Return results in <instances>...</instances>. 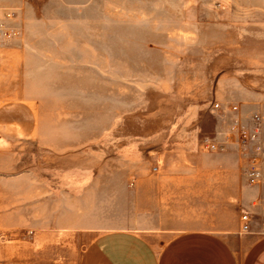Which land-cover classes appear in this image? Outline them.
<instances>
[{"label":"rangeland","instance_id":"obj_1","mask_svg":"<svg viewBox=\"0 0 264 264\" xmlns=\"http://www.w3.org/2000/svg\"><path fill=\"white\" fill-rule=\"evenodd\" d=\"M65 1L59 26L32 29L46 53L24 78L42 85L38 122L0 123V264H79L80 239L40 235L43 214L68 210L72 223L83 206L97 226L124 225L121 192L146 178L149 151L158 150L152 175L154 155L177 147L220 167L219 153L237 151L203 143L225 141L234 120L225 108L247 94L264 100V43L245 42L222 11L238 0ZM136 163L145 170L129 172ZM210 174L199 178H226Z\"/></svg>","mask_w":264,"mask_h":264},{"label":"crops","instance_id":"obj_2","mask_svg":"<svg viewBox=\"0 0 264 264\" xmlns=\"http://www.w3.org/2000/svg\"><path fill=\"white\" fill-rule=\"evenodd\" d=\"M0 5L17 11L7 24L22 30L16 39L0 41V123H37L42 85L32 88L31 79L24 78L37 74L46 53L38 46L40 39L32 35V29L51 23L59 26L63 19L59 13L68 4L65 0H0ZM224 6L225 14L231 19L237 17L239 29H246L245 42L264 43V0H238ZM237 106L245 122L254 113H264V100L255 94H247ZM262 131L264 136V126ZM38 137L35 133L29 138ZM173 151V156L154 155L159 157L154 175L149 151L146 178L138 175L130 190L122 185L126 190L121 192L122 203L116 210L126 220L124 225L97 226L90 222L89 208L81 206L71 217L76 220L72 223L64 222L68 210L50 213V217L43 214L40 235L77 236L79 264H264V210L256 204L264 197V184H248L245 163L233 150L219 153L217 157L224 162L220 167L198 163L201 154L194 149L177 147ZM176 155L191 161L185 158L189 162L177 163ZM130 168L129 172L136 174L145 170L140 169V163ZM180 171L194 173L196 178H180ZM201 172L212 177L222 172L226 178L203 179L199 178ZM244 211L253 219L251 232L246 234L241 232L240 223Z\"/></svg>","mask_w":264,"mask_h":264},{"label":"built area","instance_id":"obj_3","mask_svg":"<svg viewBox=\"0 0 264 264\" xmlns=\"http://www.w3.org/2000/svg\"><path fill=\"white\" fill-rule=\"evenodd\" d=\"M16 17V12L0 6V40L10 41L20 36L18 28L10 26L7 22ZM216 109H222L220 103L215 104ZM234 115V120L225 135V141L206 140L203 148L210 152H221L233 146L243 159L244 174L251 186L264 184V113H254L249 122L243 121L238 113L239 107L231 105L225 108ZM256 204L264 210V197L257 199ZM252 215L249 212L240 214L241 232H251ZM261 233L264 235V220L261 223Z\"/></svg>","mask_w":264,"mask_h":264}]
</instances>
